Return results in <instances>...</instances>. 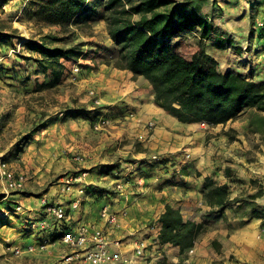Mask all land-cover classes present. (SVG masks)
Here are the masks:
<instances>
[{
	"label": "crops",
	"instance_id": "crops-1",
	"mask_svg": "<svg viewBox=\"0 0 264 264\" xmlns=\"http://www.w3.org/2000/svg\"><path fill=\"white\" fill-rule=\"evenodd\" d=\"M178 1L186 4L184 0ZM197 8V5L190 7ZM201 11L198 12L213 24L211 37H203L200 27L176 36L198 34L206 41L203 49L219 62L222 71H234L248 77L244 69L249 66L246 62L254 57V52L243 51L246 45L240 34L234 32L227 38L221 27H216L213 16ZM258 35L257 28L256 37ZM83 72L82 85L98 92L101 107L106 108L112 118L110 126L98 132L101 144L92 149L94 154L103 157L85 166H96L93 169L96 178L93 174L88 183L101 184L106 188L105 194L100 198L88 196L83 201L84 217L99 221L102 201H106L104 206L109 205L119 213L127 208V223L124 225L121 222L119 228L111 227V237L121 240L124 252H131L139 243H145L146 252L139 264H264V181L252 184L254 177L261 176L251 172L250 164L241 166V169L235 165L227 166L228 163L223 169H216L213 165L218 162L217 156H235L233 143L236 139L230 143L231 146H227L231 131L241 138L252 117L208 127H203L201 122H184L155 102L153 86L144 76H135L128 69L118 68L113 61L94 64V67L84 68ZM248 111L264 112L251 107L244 112ZM86 122L82 120L79 123L80 131L90 128ZM150 122L153 125L150 126ZM137 140L140 141L138 145L135 144ZM113 151L117 155L109 160ZM125 155L135 157L136 161L127 160L123 157ZM154 155H158L159 159L154 160ZM168 157L171 160H167ZM116 160H122V163L106 173L105 170L110 167L106 164ZM258 171H262L260 173L264 178V168ZM173 172L177 179L184 182L182 187L177 188V183L172 188L166 182ZM65 178L61 177L56 185L39 196L32 198L33 195H24L20 198V193H12L3 199L25 201L27 203L22 204H31V207L34 204L37 209L44 196L50 199L67 198L61 192L67 181ZM206 178L214 185L228 184L230 203L223 211L207 203ZM119 182L124 183L123 189H117ZM97 188L100 189L99 186ZM168 204L179 208L185 220L207 222V231L193 247L182 250L180 246L164 243L160 239L162 222L159 218ZM151 219L154 223L147 227ZM102 224L105 225L103 221ZM2 246L6 248L5 244ZM7 249L14 254V247ZM61 250L62 246L57 244L40 254H30L26 250L14 258L8 254V259L10 264H27L32 260L36 264H54Z\"/></svg>",
	"mask_w": 264,
	"mask_h": 264
},
{
	"label": "rangeland",
	"instance_id": "rangeland-1",
	"mask_svg": "<svg viewBox=\"0 0 264 264\" xmlns=\"http://www.w3.org/2000/svg\"><path fill=\"white\" fill-rule=\"evenodd\" d=\"M43 1L0 0V264H10L8 254L12 250L7 249L8 247L19 246L26 249L28 244L37 242L40 238L31 223L35 220L33 218H37L35 205L26 206L25 201H8L3 198L12 193H20V198L24 195H33L32 198L39 196L56 185L61 177L70 178L84 169L89 171L86 177L89 181L96 166H85L92 165L94 160L97 162L103 157L92 151L94 146L101 144L102 138L98 132L103 131L95 129L94 124L101 117L109 118L110 124L112 123L106 108L101 107V104H93L94 97L89 93L91 88L83 86L81 82L84 68L112 62L117 54V46L111 40L103 18L102 5L95 0H87L84 16L90 17L91 21L62 28L45 24L36 16ZM184 2V8L190 9L197 5V10L203 9L201 12L213 16L216 27H221L227 38L234 32L240 34V39L246 45L243 51L254 52V57L246 62L249 65L244 69L247 76L264 81V27L259 28L257 25L259 20L264 21V0ZM257 28L259 37H256ZM47 34H51V37ZM189 34L176 36L173 44L183 54L191 57L203 49L206 41L199 38L198 34ZM260 37L261 40L258 41ZM35 44L47 48L73 46L77 51L73 56L62 57L61 65L56 64L54 69L49 63L50 57L40 52ZM86 59L91 61L85 62ZM76 63L82 66L79 73H74L73 70ZM55 72L59 74L58 77ZM249 117L252 119L243 130L245 134L241 138L236 137L238 133L231 131L227 146H231L230 143L236 139L233 143L235 156H217L218 162L213 165L216 169H223L228 163L227 166L235 165L241 169V166L250 164L251 172L261 176L252 179V184L257 185L258 181H264L263 173H260L262 171H258L264 168V112H243L238 119L246 120ZM82 120H86L85 124L90 127L86 131H80L79 123ZM138 143L140 144L139 140L135 144ZM77 155H85L87 162L80 163L76 159ZM110 155L113 157L109 160L114 159L117 154L113 151ZM123 157L136 161L135 157ZM168 158L167 160H171V157ZM111 162L105 163L110 166L105 170L106 173L111 167L119 166L122 160ZM4 168L11 172L13 180L23 175V186H12L8 174H3ZM171 174L166 180L168 185L174 188L179 183L177 188L182 187L184 182L175 177V172ZM93 177L96 178L95 174ZM104 189L106 188L99 183H91L89 198L102 197ZM61 197L51 200L58 201ZM105 203L106 201L101 202L99 210ZM128 212L127 208L122 210L125 215L120 221L124 225L127 223ZM153 223L154 220L151 219L146 226ZM140 224L143 225L142 222ZM2 244H5V249ZM13 252L14 254H10L13 258L21 255L14 249ZM27 264L36 262L32 260Z\"/></svg>",
	"mask_w": 264,
	"mask_h": 264
},
{
	"label": "trees",
	"instance_id": "trees-1",
	"mask_svg": "<svg viewBox=\"0 0 264 264\" xmlns=\"http://www.w3.org/2000/svg\"><path fill=\"white\" fill-rule=\"evenodd\" d=\"M95 2L102 5L110 38L117 46L114 65L144 76L153 86L155 102L179 120L216 126L238 119L250 107L264 111V81L222 71L204 49L188 57L173 44L176 35L197 27L203 37H211L213 24L199 10L184 8L178 0ZM87 5V0H44L36 16L48 25L79 26L91 21L84 16ZM35 47L50 57L54 69L62 57L77 51L73 46ZM206 179L207 203L223 211L230 203L228 184L214 185ZM159 219L162 242L182 250L193 247L208 229L207 222L185 220L181 210L169 204Z\"/></svg>",
	"mask_w": 264,
	"mask_h": 264
},
{
	"label": "built area",
	"instance_id": "built-area-1",
	"mask_svg": "<svg viewBox=\"0 0 264 264\" xmlns=\"http://www.w3.org/2000/svg\"><path fill=\"white\" fill-rule=\"evenodd\" d=\"M257 25L263 28L264 21L259 20ZM73 70L74 73L81 72V64L76 63ZM89 93L94 97V105L101 104V98L94 88H91ZM109 124V118L101 117L95 122L94 127L97 130H104ZM201 124L203 127L209 126L204 121ZM149 125L153 123L150 122ZM154 158L159 159V156L154 155ZM76 159L80 163L87 162L85 155H77ZM4 166L5 164L2 165ZM3 174H8L12 186H23V175L13 180L11 172H8L6 168ZM88 174L89 171L84 169L75 176L70 178L68 176L61 189L62 194L67 196L66 199L61 197L58 201H54L46 196L41 198L35 210L37 218H33L35 220L31 222L40 234V238L37 242L28 244L26 249L14 247L17 254H22L24 250L40 254L49 246L59 244L62 250L54 264H139V260L146 252L145 243H139L131 252H124L121 249V240L111 237V227L119 228L120 218L125 213L115 212L109 205H105L100 210L99 221H90L84 217L83 201L91 192V184L86 179ZM123 187L124 183H117V189H123ZM106 226L109 228L107 229Z\"/></svg>",
	"mask_w": 264,
	"mask_h": 264
}]
</instances>
